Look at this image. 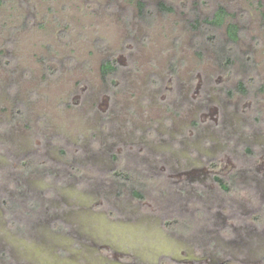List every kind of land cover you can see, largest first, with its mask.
<instances>
[{"label":"rangeland","instance_id":"1","mask_svg":"<svg viewBox=\"0 0 264 264\" xmlns=\"http://www.w3.org/2000/svg\"><path fill=\"white\" fill-rule=\"evenodd\" d=\"M140 1L0 0V264H261L264 0Z\"/></svg>","mask_w":264,"mask_h":264},{"label":"trees","instance_id":"2","mask_svg":"<svg viewBox=\"0 0 264 264\" xmlns=\"http://www.w3.org/2000/svg\"><path fill=\"white\" fill-rule=\"evenodd\" d=\"M138 5L141 7H143V2L140 0H137ZM159 5L161 7H164V9L166 10H172L171 6H166L164 3L160 2ZM228 15V12L226 10V8L222 5H219L214 12L212 13V15L206 16L204 18L200 19H194V23L192 24L193 27H198L197 25H199L200 23H203L205 25H207L208 27H213V28H220L222 26V24L224 23L226 16ZM264 15V13H263ZM226 36H227V42L229 43H235L238 38H239V34H240V30L238 25L235 22H227L226 23ZM218 43L215 44L216 46H219L220 51L222 52L221 56H225V53L228 52V48L227 46H225V42L218 40ZM230 49V48H229ZM228 61H230L231 58V54L229 52V55L226 57ZM116 66L114 65L113 61L111 60H105L101 63L100 65V70L102 72V75L104 78H109L111 82L114 83V79L111 78L114 74V72L116 71ZM240 87H242V85L240 84ZM214 180L216 182H218L219 186L222 187L223 189H228V185H226L224 183V181L222 180L221 177H219L218 175L214 176ZM138 195V193H137Z\"/></svg>","mask_w":264,"mask_h":264},{"label":"flooded vegetation","instance_id":"3","mask_svg":"<svg viewBox=\"0 0 264 264\" xmlns=\"http://www.w3.org/2000/svg\"><path fill=\"white\" fill-rule=\"evenodd\" d=\"M10 199V198H9ZM8 199V200H9ZM8 200H7V202H8ZM10 201H12L13 202V205H12V208H11V210L10 211H14L15 209H16V205H15V201H14V199L13 200H9V202ZM6 202V201H5ZM10 205V206H11ZM50 219V222H51V225H52V227H53V229L54 230H56V228H57V226L59 225V222H58V218L55 216H51V218H49ZM261 220V219H260ZM12 221V220H11ZM15 222V220L13 221V223ZM57 231H59V230H57ZM126 263H129L128 261L126 262ZM197 263V262H196ZM196 263H194V264H196ZM211 264H214V262L212 261V262H210ZM218 264H243V263H241L240 261H238L237 259H235V258H233V257H226V258H224L223 260H220L219 262H218ZM261 264H264V256H261Z\"/></svg>","mask_w":264,"mask_h":264}]
</instances>
